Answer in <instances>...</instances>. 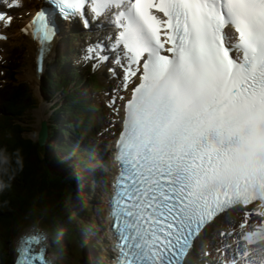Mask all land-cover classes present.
Instances as JSON below:
<instances>
[{
	"label": "snow or ice",
	"instance_id": "snow-or-ice-1",
	"mask_svg": "<svg viewBox=\"0 0 264 264\" xmlns=\"http://www.w3.org/2000/svg\"><path fill=\"white\" fill-rule=\"evenodd\" d=\"M60 18L110 17L124 72L110 218L117 264H186L196 239L228 210L222 264H264V0H48ZM0 0V24L13 16ZM41 49L50 14L31 21ZM27 33L28 28L21 29ZM4 37L0 36V39ZM85 59L107 60L90 47ZM259 219H256V218ZM39 235L18 242L15 264H47ZM253 246V247H250Z\"/></svg>",
	"mask_w": 264,
	"mask_h": 264
},
{
	"label": "trees",
	"instance_id": "trees-1",
	"mask_svg": "<svg viewBox=\"0 0 264 264\" xmlns=\"http://www.w3.org/2000/svg\"><path fill=\"white\" fill-rule=\"evenodd\" d=\"M27 95L30 97L29 94ZM27 95L25 94V97L22 98L19 94L18 97H13L11 101L16 106L19 101L21 105L27 104L29 103ZM33 103L34 99L31 100V104ZM14 109H11V114H13ZM15 126L8 136L7 144L10 146L7 152L8 156L2 158L3 164L8 169L4 174V186L2 196H0V223L7 230L6 239L4 242H0V248L3 249L1 264H10V258L8 259L6 256L9 235L21 226L26 227L29 223L33 225V223L45 222L48 228L43 226L44 230L46 229L52 235L50 238L53 240L52 250L56 253L58 251L59 256L63 251L60 247L62 245L60 236L63 237L64 232L68 233L67 236L70 241L74 236H77L78 231L76 226L79 216L74 210L75 204L73 203L72 207L66 208L65 202L58 201L57 204L54 199L56 196H59L60 199L64 198L66 185L72 184L74 186L77 181L76 176H64L65 172L72 173L70 169H66L68 165L64 160H59L58 164L51 167L49 159L53 155H47L48 150H46L45 159H40L38 144L22 139V136L17 133L19 124H15ZM31 154L38 158L30 161ZM52 170L54 173L51 172ZM71 243L62 245L66 251L65 256L61 253L67 261L65 264H72L70 257L72 259L73 256L75 259L80 258L81 249L76 251L78 248ZM73 251L76 255L73 254ZM79 261V259H73L74 264Z\"/></svg>",
	"mask_w": 264,
	"mask_h": 264
},
{
	"label": "bare ground",
	"instance_id": "bare-ground-1",
	"mask_svg": "<svg viewBox=\"0 0 264 264\" xmlns=\"http://www.w3.org/2000/svg\"><path fill=\"white\" fill-rule=\"evenodd\" d=\"M57 22H59L57 19H56V23ZM62 24H67V23H62ZM73 24V23H72ZM32 44V43H31ZM56 44V46H55V49H54V51H53V53H52V56H54L55 54H56V52L58 53V50H57V48H59L60 47V44H59V42H56L55 43ZM34 46H35V44H33ZM53 47V46H52ZM32 49H33V47H31V51H32ZM27 53H28V49H27V51H26ZM45 61H46V59H45ZM29 67L31 68L30 69V71H32L33 72V70H34V62H33V60H31L30 62H29ZM48 67H49V65L48 64H44V70H43V73H42V75H45V73L47 72V70H48ZM119 70V69H118ZM1 73V72H0ZM1 75H2V73H1ZM37 77H39L40 78V76H37ZM36 75H33L32 74V80L34 79V81L35 82H37L36 81ZM2 79H3V77H2ZM1 79V80H2ZM9 83H11V81L9 82ZM63 98H64V96H62ZM35 102H36V100L34 99V103L33 104H31V100H30V103H27V105L28 106H30V107H33L32 105H34L35 104ZM40 102L41 103H43V104H45V105H42L41 107V109L42 110H44V111H47V107H48V105H46L47 103L45 102V101H43V99H40ZM24 106V105H23ZM23 106H21V104H18L17 106H16V108L14 109V111H13V114H11L12 112H11V106H5L3 109H2V113L5 115V117L6 118H9L4 124H3V126L0 124V128L2 129V130H7V131H11V130H13V127H14V125H13V118L16 116V115H18V114H20V112H22V110H23ZM6 112V113H5ZM14 113H16V115L14 114ZM100 121L101 122H105V116H102L101 118H100ZM48 124H50V122H49V120H47V121H43V123H41V125L38 127L39 129H40V131H39V133L37 134L38 136H40V139L43 141V143H46L47 142V144H49L50 143V139H51V142L55 145H58L61 149H63V147L61 146V145H59L57 142H61V141H63V139L61 138V139H59V140H57V142L56 141H54V137H52V134H50V132H49V130H50V125H48ZM76 131H78V128H74ZM50 135H51V137H50ZM38 136H37V138H38ZM46 139H48L47 141H46ZM46 141V142H45ZM99 144L102 146V152H100V151H97V153H96V156L95 157H93L92 159H90V161H91V164L90 165H87V166H84L83 168H85V174H83L82 172H80L79 170H78V168L76 167V173L79 175V176H81V177H84V179L86 180V182H87V184H88V186L89 187H91V188H93L94 187V183L92 182V180H98L99 179V175H98V173H97V168L98 169H106L107 171H108V167H109V165H110V163H109V159H108V152H109V150L111 149L112 150V148H111V146H109L108 145V143H107V141H105V135H101L100 136V139H99ZM70 145V147H72V150L74 151V153H76V150H77V147L76 146H78L81 150H87V148H89L90 146H85V145H92L93 146V144L90 142V141H88V144H85V145H80V144H69ZM107 146L109 147V148H107ZM50 149H53V147L52 146H50ZM108 149V150H107ZM110 150V151H111ZM54 155V154H53ZM54 158V161H52L51 162V160ZM56 158H57V155H54V156H52L50 159H49V164H50V166L52 167L53 165H52V163H54L55 164V162H56ZM58 161V160H57ZM56 164H58V163H56ZM103 167V168H102ZM50 169V168H49ZM2 169L0 168V179L2 178V180L0 181V187L1 188H3V186H4V177H3V174H2V172L3 171H1ZM107 171L105 172V175H103V179H106L105 178V176L107 177V179H109V176L107 175ZM51 172H53L54 173V171L52 170ZM101 175H102V172H99ZM2 174V175H1ZM69 186H70V188L72 189V194H73V196H75V200L77 201L78 200V198H80V196H81V192H79V190H78V188H73L72 187V185H70L69 184ZM83 186V184L81 183V187ZM108 186V182L107 183H105V188H103L101 185H97L94 189H98V187H100V190H101V193L99 194V197L101 198V199H103L105 196L107 197L108 196V190L106 189V187ZM2 190L3 189H0V196H2ZM79 194H80V196H79ZM63 198V197H62ZM106 205H107V200L104 202ZM1 208V207H0ZM102 208V207H101ZM1 210V209H0ZM101 211V210H100ZM101 213H102V211H101ZM99 214L100 216L102 215V214ZM28 232H30V230H27L26 231V233H28ZM41 234H40V233ZM6 233H7V230H6V228H5V231H3V230H0V242H4V240L6 239ZM31 235H39L41 238H42V240H43V243H44V245L46 246V247H48L49 248V245H51V244H49V243H52V241L53 240H49V237H47L45 234H44V236L42 235V232L38 229V228H35V229H32V232H31ZM25 236H30L29 234L28 235H25ZM24 235H23V237H25ZM84 236V235H83ZM98 236H99V238L101 239V234L99 233L98 234ZM75 237V236H74ZM21 239V238H20ZM20 239L16 242V247H15V253H16V257H17V251H16V249H17V247H18V242L20 241ZM42 243V244H43ZM63 246L66 244V242L63 244V242L61 243ZM40 248H41V245H37V246H34V252L36 253V254H39V252H40ZM98 248V247H97ZM62 249V248H61ZM54 251V250H53ZM101 251V252H100ZM8 252H9V249L6 251V256H7V258L9 259V258H11L10 256H9V254H8ZM58 252V251H57ZM100 252V253H99ZM61 253H63V252H61ZM61 253H60V255H61ZM45 259H46V261H47V264H55L56 262L58 263V259L60 258V256H59V254H57V256H56V259H55V257L52 255V253H50V249L48 250H46V252H45ZM92 255H93V253H91ZM97 254H99L102 258H104V255H103V252H102V250H100L99 249V251L97 252ZM212 257L214 258V255H212ZM83 258H84V260H85V262H87L88 264H92L93 262L94 263H96L94 260H92V257L89 255V254H84L83 255ZM213 258H211V260L212 261H214V259ZM204 259V258H203ZM198 260H199V262H202V257H200L199 255H198ZM10 264H11V261H10ZM211 264H214V262L213 263H211ZM222 264V263H221Z\"/></svg>",
	"mask_w": 264,
	"mask_h": 264
},
{
	"label": "rangeland",
	"instance_id": "rangeland-1",
	"mask_svg": "<svg viewBox=\"0 0 264 264\" xmlns=\"http://www.w3.org/2000/svg\"><path fill=\"white\" fill-rule=\"evenodd\" d=\"M24 62H26V60H25V58H24V54H23V58H22V60H21V64H20V74H21V71H22V69H21V67L23 66V64H24ZM18 64H19V59L16 61V66L18 67ZM30 68V67H29ZM31 69V68H30ZM20 77H22V79L24 78V73H22L21 74V76ZM2 79V75H1V73H0V80ZM26 82V81H25ZM43 84H41L40 86H39V89H38V95H39V100H38V98H37V101L35 102V104L34 105H32L33 107H30V106H28L26 103L25 104H23V105H21V106H23V110H22V112H20V114H18V115H16V113H14L16 116H19V118L18 117H14L12 120H13V125L15 126V123H16V121H17V124H22V122H24V124H22V126L21 127H23V131H24V133H23V135L26 137V138H29V139H36L37 138V134L39 133V131H40V129L38 128L40 125H41V123H43V121L45 120V121H47V120H49V122H50V116H51V112H52V105H53V102H47V101H45V97H44V95H43V86H42ZM40 94L42 95V99H43V101H45L47 104L46 105H48V107H47V111H44V110H42L41 108V106L42 105H45V104H43V103H41L40 102ZM57 96H58V100H62V95H61V93L59 92L58 94H57ZM33 98H30V100H32ZM57 100V101H58ZM63 102V100L60 102V103H62ZM92 104V102L89 104V105H91ZM44 114H45V116H44ZM18 119V120H17ZM22 120V121H21ZM68 121V118L64 121V123L62 124V126L66 123ZM72 121V118H71V120H70V122ZM49 125V124H48ZM16 127V126H15ZM50 131V130H49ZM74 132H75V130H71V132H69V133H71V135H73L74 134ZM50 134H51V131H50ZM56 134H57V137H56V139L57 140H59V139H61V137H60V135H59V131L57 130L56 131ZM65 139V141H67L68 140V138L66 137V138H64ZM48 139H46V141H47ZM45 141V142H46ZM86 143H88V142H86ZM46 145H48L47 144V142L45 143ZM44 144V145H45ZM8 152V151H7ZM54 168V167H53ZM1 171H3V170H1ZM3 173V177H4V174H5V172L3 171L2 172ZM83 173L85 174V169L83 170ZM2 175V174H1ZM84 178V177H83ZM97 186V185H96ZM100 189V187H98V189H97V191ZM67 191H68V189H67ZM79 196H80V194H79ZM72 197V196H71ZM75 197V196H74ZM82 198V197H81ZM55 201L57 202V204H58V201H61V203H63V202H65L66 203V200H65V197L64 198H62V199H60L59 198V196H56L55 198ZM72 199V201H73V197L71 198ZM75 200V199H74ZM76 201V200H75ZM79 201V198H78V200H77V202ZM80 202V201H79ZM98 203H99V205H97V209H95V206L93 207V212L91 211V215L90 214H88L89 216H88V218L90 217V220H89V222H88V226H89V228H91L88 232H90V233H94V230L93 229H97V225L95 224V222H101V216L100 215H98L99 214V208H100V202L98 201ZM91 205H93V203H90ZM77 204L75 203V206H76ZM70 206L72 207L73 206V203L71 202L70 203ZM79 218L81 219H83L84 220V217H82L81 215L79 216ZM78 222V221H77ZM84 222H85V220H84ZM84 222H82V223H84ZM80 223V222H79ZM46 227V228H48V226L46 225V223L45 222H41V224H39V223H33V225H32V223H29V225L28 226H21V227H19L17 230H15L14 232H11V234L9 235V240H8V249H9V252H8V254H9V256L11 257L10 258V261H11V264H14L15 263V258H16V253H15V247H16V242L20 239V238H23V235L25 236V235H31V232H32V229H35V228H38L41 232H42V235L44 236V234L45 235H47L48 234V232L46 231V229L44 230V227ZM80 226V225H79ZM23 227V228H22ZM27 230H30V232H28V233H26V231ZM85 231L87 230L86 228L84 229ZM40 233V232H39ZM41 234V233H40ZM49 240H50V238H49ZM52 240V239H51ZM68 242H72L71 244H73V245H75V246H77V242L76 241H74V240H68ZM49 244H51V246L49 245V247H52V244L53 243H49ZM89 245H90V243H88ZM97 248V247H96ZM53 249V248H52ZM52 249H50V253H52V255L55 257V259H56V256H57V253L56 252H54ZM99 247L97 248V251H99ZM46 250H47V248H46ZM49 250V249H48ZM64 253V252H63ZM66 253V252H65ZM65 256V255H64ZM62 254L60 255V258L58 259V263L56 262L55 264H65V263H67V261L65 260V259H63V257H64ZM70 259L72 260V258L70 257ZM71 263L73 264V260L71 261Z\"/></svg>",
	"mask_w": 264,
	"mask_h": 264
},
{
	"label": "water",
	"instance_id": "water-1",
	"mask_svg": "<svg viewBox=\"0 0 264 264\" xmlns=\"http://www.w3.org/2000/svg\"><path fill=\"white\" fill-rule=\"evenodd\" d=\"M22 124H24V122H22ZM22 124H19V126H18V130H17V133H19L21 136H22V139H25V141H28V142H31V143H33V144H38V145H40V146H42L44 143H43V141L40 139V136H38V138H36V139H29V138H26L24 135H23V133H24V131H23V127H21L22 126ZM20 127V128H19ZM31 156V158H30V161H34V160H36L37 158L36 157H34L32 154L30 155ZM41 159V158H40ZM72 194H66V202H67V206L72 202Z\"/></svg>",
	"mask_w": 264,
	"mask_h": 264
}]
</instances>
